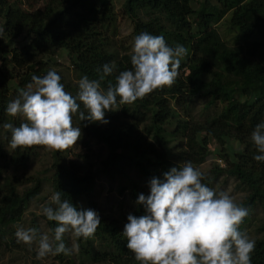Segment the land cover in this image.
Listing matches in <instances>:
<instances>
[{"label":"trees","instance_id":"16d2710c","mask_svg":"<svg viewBox=\"0 0 264 264\" xmlns=\"http://www.w3.org/2000/svg\"><path fill=\"white\" fill-rule=\"evenodd\" d=\"M25 5L24 0H0V250L4 251L18 250L15 226L42 189L41 178L31 176L28 185L18 174L34 162L43 147L9 148L11 134L3 124L19 126L23 121L5 113L8 102L32 82L33 75L42 77L50 70L61 76L65 91L75 95L78 83H66L50 63L62 51L68 54L78 79L87 75L99 80L102 66L114 65L112 74L100 81L103 91L115 84L121 71L131 68V52L122 53L107 32L112 19L106 16L105 0H44L42 6L33 4L30 9ZM123 7L134 19V37L142 32L162 35L169 46L179 44L187 49L186 61L182 59L171 87L157 89L133 104L118 103L117 110L106 112V124L80 121L75 115L73 126L81 127L85 138L105 144L108 154L98 167L85 154L84 169L80 162L64 161L63 154L69 149L53 151L55 192L60 191L62 199L78 208L92 209L78 199L93 204L98 174L111 182L121 179L126 184L119 186L120 192L130 185L134 215L140 216L144 208L135 203L139 194L133 175L151 180L163 178L171 167H183L171 161L167 150L171 140L183 141L180 159L198 169L211 153L214 140L223 148L227 167L214 168L212 175L202 172L203 183L211 188L218 175L226 173L245 189L246 197L237 203L249 210L240 225L245 232L252 210L257 206L264 209V163L253 160L258 153L250 142L255 125L264 121V0H124ZM224 19L245 41L257 40L253 55L248 56L243 47L225 48L216 39L214 26ZM202 44H211L228 64L223 78H209L204 58L193 57ZM12 83L16 85L11 89ZM230 141L243 146L241 154ZM20 185H25L23 190ZM47 222L52 230L56 227V222ZM257 228L252 264H264V219ZM95 240L99 248L86 249ZM77 241L85 249L82 258L90 255L105 264H138L117 224L101 220L91 238Z\"/></svg>","mask_w":264,"mask_h":264},{"label":"clouds","instance_id":"9594fccd","mask_svg":"<svg viewBox=\"0 0 264 264\" xmlns=\"http://www.w3.org/2000/svg\"><path fill=\"white\" fill-rule=\"evenodd\" d=\"M186 54L183 45L169 46L162 35L142 32L131 45V68L121 71L106 91L101 90L100 81L112 74L115 66L109 63L102 66L99 80L82 76L75 95L65 91L54 70L42 77L33 75L32 82L19 89L5 108L8 116L23 121L19 126L3 124L11 134L9 148L69 149L82 134L81 127L73 126L75 115L80 121L108 123L105 114L117 110L118 103L133 104L157 89L171 87ZM250 142L258 153L253 160L264 163V121L255 125ZM204 178L190 162L171 167L163 178H151L149 194L141 193L135 201L143 206L144 214L129 213L122 230L138 264H252L256 241L240 230L249 210L230 194L214 191L203 183ZM50 201L41 212L56 222L51 236L34 227H17L15 232L18 244L32 245L38 240L36 260L71 255L75 246H66L65 233L87 240L101 223L96 210L78 208L62 199L60 191L53 192Z\"/></svg>","mask_w":264,"mask_h":264},{"label":"rangeland","instance_id":"374dc122","mask_svg":"<svg viewBox=\"0 0 264 264\" xmlns=\"http://www.w3.org/2000/svg\"><path fill=\"white\" fill-rule=\"evenodd\" d=\"M43 1L44 0H24L26 3L24 8L26 7V9H30V6H33V4L35 7H40L43 5ZM105 1L106 5L104 8L106 9V16L112 19V22L107 28L108 34L113 38L115 44L118 45L122 53L131 52V45L134 41V19L125 13L123 7L124 0ZM214 29L217 34L216 39L218 38L221 42H223L225 48L243 47L246 49V54L248 56L253 55L257 40L251 39L249 41H245L243 37H241L238 30L229 27L227 19L220 21L214 26ZM193 57L197 59L202 57L204 58V64L208 66L207 76L211 79L223 78L225 72L228 71V64L224 62L221 56L214 51L211 44H202L200 50L195 53ZM183 60L186 61L185 58ZM50 63L54 66L55 70H57L60 74H63L66 83L68 82L70 85L78 83L79 79L77 73L74 71L70 58L65 51H62V53L58 56L52 57V59H50ZM14 85L16 84H11V89ZM200 101L202 100H199V102ZM197 115L198 113H195L194 116ZM17 118L21 119L20 117ZM179 139H181V137H179ZM229 143L232 144L233 148L241 154L243 146L239 142L230 141ZM182 147L183 141L181 140H171L170 146L167 147V150L170 151L171 161L175 164L184 165L185 163L180 159ZM210 149L211 153L209 154L207 160L198 167V170L207 175H212L214 168L227 167V163L221 155L223 154V148H221L214 140H211ZM85 154H88L91 163H93L95 167H98L101 164V161L106 158L108 149L105 144L96 143L94 139H87L82 133L77 143L71 146L66 153L64 152V161L67 164L71 161H77L82 164L85 162ZM53 163V151H47L43 148L39 151V156L34 159V162L29 163L26 170L18 172L23 180L28 182V185H30V182L32 181L30 178L31 176L41 178L42 189L29 203L23 220L15 226V230H17V227H23L25 229L37 227L41 234H48L49 236L52 235L51 226L49 225V222H47V219L43 216L41 209L51 203L50 197L53 192H55L52 181L54 172ZM82 166L84 169L87 168V164H82ZM133 178L138 183V194L143 193L148 195L150 192V179L139 174H134ZM121 184L124 186L126 182L121 179L111 182L105 179L102 174H98L94 185V192L91 196L93 204H88V200L85 198L78 199V203L87 207H92L93 210L98 212L101 220L117 224L119 229L123 230L125 223H127V215L129 213L134 214L135 212V205L132 199L133 194L130 185L125 187L126 189L123 192H120L119 186ZM24 186L25 185H20V190H23ZM211 188L216 192L222 191L230 194L236 203L242 202L247 193L242 186L238 185V182L233 177H230L226 173L219 174L218 179H215ZM263 219L264 209L260 206L255 207L252 210L247 225L245 226V233L251 239L259 236L257 227ZM64 242L70 249L75 246V250L71 253V255H63L61 257L60 255H49L43 260H36L35 256L38 248L37 240L32 245L20 243V246L16 251L0 250V264H105L92 260L90 255L82 258L81 253L85 251V249L83 248L82 250L80 243L77 239L72 237L71 233H65ZM89 247L98 249L99 242L95 240L92 244L87 246L86 249L90 250ZM61 258L64 259L62 260Z\"/></svg>","mask_w":264,"mask_h":264}]
</instances>
